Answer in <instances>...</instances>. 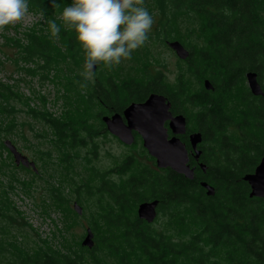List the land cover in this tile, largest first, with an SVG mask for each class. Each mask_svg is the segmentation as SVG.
<instances>
[{
    "label": "trees",
    "instance_id": "obj_1",
    "mask_svg": "<svg viewBox=\"0 0 264 264\" xmlns=\"http://www.w3.org/2000/svg\"><path fill=\"white\" fill-rule=\"evenodd\" d=\"M156 2L161 11H186L202 19L207 34V48L195 52L184 47L189 55L185 60L178 59L193 68L199 78L209 80L213 90H206L203 81L204 89L191 93L180 77L172 87L162 74L157 73L144 81L128 79L121 83L115 82L110 76L96 78L94 83L87 82L88 87L84 88L86 97L89 102L103 109L98 116L106 132L102 117L121 115L128 105L144 102L151 94L165 96L171 104L172 114H182L186 118L187 132L180 139L188 149L187 135L193 132L202 134L199 162L207 168L202 173L197 167L194 178L188 180L171 169L156 167L151 170L139 166L134 158L126 157L106 173L100 188L111 200L102 216L106 226V254L116 258L119 264H190L191 261L202 264L211 251L221 250L227 264H264V198H249V186L242 179L245 174L254 171L264 156V95L254 97L250 92L247 93L243 99L246 106L241 112L240 122H235L228 114L222 98L230 94L249 71L257 74L264 92L261 84L264 75V0ZM28 6L39 14L41 9H45L44 15L53 8L48 0H28ZM59 34L65 42L69 59H76L81 47L75 42L74 31L65 29ZM51 42L48 36H38L33 32L25 34V45L21 47L22 59L27 63L39 60L45 67L52 65L59 51ZM188 106L195 111L191 113L195 121L193 128L185 110ZM32 114L53 130L56 145L62 144L71 149L87 145L86 138L77 134L76 125L47 113ZM228 127H234L236 141L227 136ZM81 130L88 132L84 125ZM213 142L221 156L211 152L213 162L210 163L206 144ZM190 165H196L192 159ZM109 174L118 176L120 180L114 181L113 176L109 178ZM201 181L214 187V196L205 195V190L199 185ZM153 200H158L157 215L158 212L168 211L172 219L170 224L184 233H187V227L195 225L196 232L190 233L187 240L178 242L166 234L153 231L151 224L156 218L148 223L137 215L139 204ZM184 212L185 216L182 215ZM3 234L7 232L3 230ZM93 241L91 249L82 246L81 242V249L91 255L93 264H102L94 256L100 245L94 240V234ZM1 245L0 240V253H3L5 249ZM6 264L85 262L82 255L75 252L60 255L40 248L31 256L17 255Z\"/></svg>",
    "mask_w": 264,
    "mask_h": 264
},
{
    "label": "rangeland",
    "instance_id": "obj_2",
    "mask_svg": "<svg viewBox=\"0 0 264 264\" xmlns=\"http://www.w3.org/2000/svg\"><path fill=\"white\" fill-rule=\"evenodd\" d=\"M71 2L56 0L57 6L43 17L28 6L29 15L22 22L8 25L0 32V240L5 249L0 253V264L17 255L31 256L40 248L60 255L75 252L82 255L85 264H93L91 255L81 249L87 228L100 243L94 256L102 264H119L116 258L106 254V226L102 216L111 200L100 190L101 180L126 157L134 158L139 166L156 169L155 159L147 153L139 136L132 145H124L104 131L98 116L103 109L89 102L85 89L76 83L83 80L79 75L84 64L82 47L76 59H69L60 34L51 36L47 21L55 20L60 31L67 29L58 17ZM144 6L154 20L146 44L135 50L131 59L122 60L111 69L100 64L95 70V79L110 76L117 83L128 79L144 81L160 73L172 87L180 77L191 93L204 89L205 78L194 74V69L180 61L167 46V42L179 41L195 52L206 49L207 34L202 19L186 11H161L156 0H144ZM32 32L51 38V44L59 51L52 65L45 67L39 60L27 63L22 59L25 34ZM261 84L264 86V75ZM248 92L244 77L230 94L222 97L226 111L235 122L241 121V112L246 106L243 99ZM188 107L185 110L193 128L195 121L191 113L195 111ZM32 112L47 113L76 125L77 134L86 138L87 145L73 149L56 145L53 130ZM83 125L87 133L81 130ZM226 134L236 141L234 127H228ZM7 140L34 163L36 173L15 164L3 145ZM206 147L210 163L212 154L221 156L214 142ZM108 176H113L114 181L120 180L113 174ZM74 202L82 208L80 215L73 210ZM169 215L168 211L158 212L151 224L152 230L178 242L196 232L195 225L187 227V233L180 231L170 224ZM222 256L221 250L211 251L202 264H227Z\"/></svg>",
    "mask_w": 264,
    "mask_h": 264
},
{
    "label": "water",
    "instance_id": "obj_3",
    "mask_svg": "<svg viewBox=\"0 0 264 264\" xmlns=\"http://www.w3.org/2000/svg\"><path fill=\"white\" fill-rule=\"evenodd\" d=\"M167 46L180 60H185L189 55L188 50L178 41L167 42ZM245 79L252 96L262 97L264 95L255 72H247ZM204 87L206 90H213L209 80H204ZM102 121L105 123L108 132L124 145H132L135 136H139L143 147L155 159L156 167L160 169H171L185 179L192 180L196 169L195 165H190V159H192L197 163V167L202 173L206 172V165L199 162L202 155V149L199 148L202 142V134L193 132L187 135L190 147L188 149L180 139L187 132L186 118L182 114L173 115L171 104L163 95L151 94L144 102L128 105L121 115L104 116ZM4 144L12 154L17 166L22 165L36 171L34 163L21 154L9 140L5 141ZM242 179L249 186V198H264V156L254 171L245 174ZM199 185L205 190L206 196H214L215 189L213 186L205 181H201ZM157 205L158 200L145 201L139 204L137 207L139 219L152 223L157 215ZM73 208L78 215L82 213V208L77 203L73 204ZM82 246L89 249L94 246L90 228L86 229Z\"/></svg>",
    "mask_w": 264,
    "mask_h": 264
},
{
    "label": "clouds",
    "instance_id": "obj_4",
    "mask_svg": "<svg viewBox=\"0 0 264 264\" xmlns=\"http://www.w3.org/2000/svg\"><path fill=\"white\" fill-rule=\"evenodd\" d=\"M56 7V0H49ZM45 9H41L43 17ZM29 15L28 0H0V32L6 26L22 22ZM58 19L74 31L75 42L83 49L84 82L81 88L94 83L98 64L111 69L122 60L131 59L132 53L146 44L154 20L144 0H72ZM51 36L58 37L60 26L55 20L47 21Z\"/></svg>",
    "mask_w": 264,
    "mask_h": 264
},
{
    "label": "flooded vegetation",
    "instance_id": "obj_5",
    "mask_svg": "<svg viewBox=\"0 0 264 264\" xmlns=\"http://www.w3.org/2000/svg\"><path fill=\"white\" fill-rule=\"evenodd\" d=\"M200 148V147H199ZM200 160V159H199ZM201 162V161H200ZM194 164H196L195 166H196V168H197V163L196 162H194Z\"/></svg>",
    "mask_w": 264,
    "mask_h": 264
}]
</instances>
